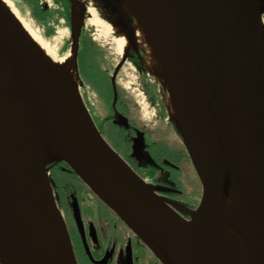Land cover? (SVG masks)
I'll return each mask as SVG.
<instances>
[{
	"label": "water",
	"instance_id": "obj_1",
	"mask_svg": "<svg viewBox=\"0 0 264 264\" xmlns=\"http://www.w3.org/2000/svg\"><path fill=\"white\" fill-rule=\"evenodd\" d=\"M103 1L131 21L122 0ZM135 1L169 52L190 142L172 122L199 178L198 205L184 219L132 171L102 137L79 92L0 0V247L6 264H77L47 171L58 162L160 264H235L219 222L233 189L252 262L264 264V0ZM69 15L78 78L83 17L75 29L71 7ZM126 29L133 32L131 25ZM72 211L83 233L76 204Z\"/></svg>",
	"mask_w": 264,
	"mask_h": 264
},
{
	"label": "flooded vegetation",
	"instance_id": "obj_2",
	"mask_svg": "<svg viewBox=\"0 0 264 264\" xmlns=\"http://www.w3.org/2000/svg\"><path fill=\"white\" fill-rule=\"evenodd\" d=\"M65 1H61V3L65 8V13L62 12V14L66 23L65 16L69 19L70 7L67 0ZM107 12L111 13V10L107 9ZM262 21L264 25V14ZM85 31L84 28H81L80 37L85 35ZM87 45H89L88 41ZM136 53L132 51L127 57L134 66L136 65L133 62V56ZM136 68L141 71L137 66ZM78 70L81 72L79 64ZM112 74L105 86L111 98L102 99L105 116L99 120L94 112L88 110L96 128L108 145L134 173L154 188L160 197L169 201L167 203L180 215L188 219L184 212L194 210L199 200L196 205L186 201L188 197L183 193L182 180L180 179V164L183 159L180 152H177L176 148L169 144L152 140V134L148 129L140 128L130 119L128 105L122 101L116 85L118 73L115 77L117 97L114 107L112 106ZM101 75L95 80L96 86H100ZM150 92L151 99H155V94ZM153 104L151 101L150 105ZM155 109H157L155 111L156 118L159 120L162 118V113H165L166 116L163 118L169 117L165 108L155 107ZM116 113L125 120L123 124H120L116 119ZM168 126L169 130L174 132L178 138L171 120H169ZM190 159L189 161H191ZM47 171L57 206L67 226L77 264H160L142 242L87 189L64 163L47 165ZM74 204L79 208L83 233L78 231L73 220L71 210ZM85 245L92 259L88 256Z\"/></svg>",
	"mask_w": 264,
	"mask_h": 264
},
{
	"label": "rangeland",
	"instance_id": "obj_3",
	"mask_svg": "<svg viewBox=\"0 0 264 264\" xmlns=\"http://www.w3.org/2000/svg\"><path fill=\"white\" fill-rule=\"evenodd\" d=\"M61 1L66 2L65 0L30 1L31 5L34 2L36 6L44 11H49L53 16L51 22L48 23V27L52 33L50 36H47L45 34L46 30L44 29V31L37 24L30 7L26 6L27 2L9 0L22 20L28 24L31 30L40 38L41 42L54 52L57 58L65 55L71 38L70 18L69 25H67L63 20L62 12L65 13V8H63ZM82 1L85 6L82 28L86 31L85 35L79 39L80 44L77 55V67L79 64L81 69V72L78 70L77 89L82 100L88 110L94 112L98 119L101 120L105 116L104 101L102 99L111 98L105 86L108 84L113 71L117 69L116 85L121 94L122 101L128 105L130 119L137 123L140 128L145 127L148 129L152 134V140L169 144V146L176 148L177 152H180L183 158L180 164V179L182 180L183 193L187 195L188 199L186 201L188 203L196 205L200 198L201 186L192 160L190 159L191 161H189L190 156L180 136L177 134V138L176 134L169 130L168 122L170 118L162 117L160 120L156 118L155 111L157 109L155 107L166 109L167 105V95L162 81L156 75L145 70L143 56L137 55L136 59V61L141 63V71L129 62L127 57H129L130 52L141 53L138 45H135L134 50L131 48L123 55H119L116 51L115 40L121 35L118 24L124 19L125 25H131L133 20L128 21L124 12L121 16H117L113 12H107L109 8H107V4L103 0ZM67 2L69 7H71L70 0H67ZM17 4L20 6V9ZM92 17H94L95 22L91 21ZM106 26H109L111 30L107 31ZM87 41L95 46L94 51L91 53H88V51L87 53L83 52L84 45L87 48ZM123 57L126 59L122 62ZM99 75H101L100 86H96L95 80ZM150 91L155 94V99H151ZM151 101L154 103L153 105H150ZM92 116H94L93 113ZM51 164L53 163L48 165Z\"/></svg>",
	"mask_w": 264,
	"mask_h": 264
},
{
	"label": "bare ground",
	"instance_id": "obj_4",
	"mask_svg": "<svg viewBox=\"0 0 264 264\" xmlns=\"http://www.w3.org/2000/svg\"><path fill=\"white\" fill-rule=\"evenodd\" d=\"M2 1L30 35L44 56L78 91V79L71 59L73 36L70 38L68 50L65 55L57 58L54 52L47 45H44L28 24L22 20L11 2H9V0ZM122 2L125 6V12L129 15L128 17L133 20L131 24V30H133V32H129V30L126 29L124 20L121 18L122 20L120 24H118L121 35L115 40L116 51L119 55H123L129 51V49H133L135 45H138L143 55V66L145 70L156 75L162 81L167 95L166 110L170 120L175 122L176 126L186 135L190 142L169 52L162 34L156 23L148 18L135 0H122ZM70 4L72 24L76 29L79 28L82 23L85 6L82 0H70ZM92 18L91 21L95 22L94 17ZM106 30L110 31L111 29L109 26H106ZM176 126L175 129L179 132ZM219 222L235 264H253L243 233L241 204L233 189H231L228 194L223 211L219 216ZM0 264H6L1 247Z\"/></svg>",
	"mask_w": 264,
	"mask_h": 264
},
{
	"label": "trees",
	"instance_id": "obj_5",
	"mask_svg": "<svg viewBox=\"0 0 264 264\" xmlns=\"http://www.w3.org/2000/svg\"><path fill=\"white\" fill-rule=\"evenodd\" d=\"M24 3L25 2H27L26 3V6H29L30 7V9H31V12H32V15L34 16V18H35V20H36V22H37V24L39 25V26H41V28H43V30L45 31V34L47 35V36H50V34L52 33L51 32V30L49 29V27H48V23H50L51 22V20H52V18H53V16L49 13V11H44V10H42L41 8H39L38 6H36V3H34L33 2V5H31V0H22ZM30 2V3H29ZM17 6H18V8L20 9V6L17 4ZM65 18H66V24L67 25H69V19L67 18V16H65ZM93 49H95V46L93 45V44H90L89 43V45H87V48H86V46L84 45V49H83V52H86L87 53V51H88V53L90 52H93L94 50ZM137 55L138 56H143L140 52H138V53H136V55H134L133 56V59H134V61L133 62H135V65L140 69L141 67H140V64L141 63H139L138 61H136V59H137ZM162 117H166L165 116V113H162ZM172 122V121H171ZM172 127L174 128V130L176 131V133L180 136V134H179V132L175 129V126H174V124H173V122H172ZM185 204V203H184Z\"/></svg>",
	"mask_w": 264,
	"mask_h": 264
},
{
	"label": "built area",
	"instance_id": "obj_6",
	"mask_svg": "<svg viewBox=\"0 0 264 264\" xmlns=\"http://www.w3.org/2000/svg\"><path fill=\"white\" fill-rule=\"evenodd\" d=\"M188 213H189L188 211H187L186 213L184 212V214H185L187 217H189V216H188Z\"/></svg>",
	"mask_w": 264,
	"mask_h": 264
}]
</instances>
